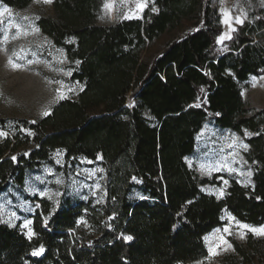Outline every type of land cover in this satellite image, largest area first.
Segmentation results:
<instances>
[{"label":"trees","instance_id":"trees-1","mask_svg":"<svg viewBox=\"0 0 264 264\" xmlns=\"http://www.w3.org/2000/svg\"><path fill=\"white\" fill-rule=\"evenodd\" d=\"M216 1L153 0L140 18L99 25L104 0H52L53 15L36 25L82 89L35 121L0 119V193L62 150L66 161L100 157L105 197L54 212L34 198L32 237L0 224V264H195L208 258L204 236L223 212L264 224V105L241 93L264 74V7L248 0L220 50ZM0 2L24 9L32 0ZM209 120L244 140L251 171L250 186L232 179L220 200L185 162ZM232 245L222 264H264V239Z\"/></svg>","mask_w":264,"mask_h":264},{"label":"rangeland","instance_id":"rangeland-1","mask_svg":"<svg viewBox=\"0 0 264 264\" xmlns=\"http://www.w3.org/2000/svg\"><path fill=\"white\" fill-rule=\"evenodd\" d=\"M247 1H216L222 25V34L217 38L220 50L225 49V42L246 20ZM258 2L264 7V0ZM105 3L112 4L110 11L104 7ZM138 4L143 7L138 8ZM148 7H153V0H104L97 23L110 25L120 19L140 18ZM47 15H53L52 0L50 3L32 0L24 9L9 8L0 2V119L35 121L47 114L55 103L74 98L82 89L70 80L71 70L64 51L54 47L36 25L39 17ZM241 89L245 99L264 105V74L250 76ZM245 145L241 137L217 127L211 120L203 125L196 136L194 153L185 158L199 178L213 180V184L200 186L203 193L220 200L232 179L245 187L251 185L248 175L251 171L243 157L247 150ZM105 184L100 157L94 161L84 158L66 161L64 152L56 150L50 162L27 173L21 187L9 186L0 193V224L17 226L30 238L32 216L39 208L34 198L49 201L51 212L66 203L89 201L98 205L104 201ZM221 222L204 236L208 258L195 264H222L223 258L233 253L232 241L244 243L248 234L264 239V235L240 227L248 224L233 219L226 212L222 213ZM248 226L259 229L264 224Z\"/></svg>","mask_w":264,"mask_h":264},{"label":"snow or ice","instance_id":"snow-or-ice-1","mask_svg":"<svg viewBox=\"0 0 264 264\" xmlns=\"http://www.w3.org/2000/svg\"><path fill=\"white\" fill-rule=\"evenodd\" d=\"M45 2H46V3H50L51 0H45ZM104 7L110 11L111 8H112V4H110V3H105ZM137 7H138V8H142L143 5L138 4ZM4 10L10 12V10L7 9V8H5ZM153 11H155V9H153ZM225 22H227V21H225ZM237 22H238V23H242V21H239V20H238ZM220 39L223 40V37H221ZM201 90L203 91V89H201ZM0 135H4V133H0ZM246 135H250V133H246ZM244 147L246 148L247 145H245ZM248 175L251 176V172H249ZM133 179L135 180L136 178L133 177ZM225 183H227V181H225ZM233 219H234V218H233ZM237 223H239V222H237ZM240 227H242V228H247L249 231H252V232H254V233L258 234V235H264V227H261V228H259V229H257V228H251V227L248 226V225H240ZM225 231H227V229H225ZM124 239L130 241V240H132V237H131V236H126V237H124ZM225 243H226V242H225ZM228 246L230 247V245H228ZM40 251H43V249H41ZM209 251L212 252V249H210ZM38 254H39V252H34V253H33V255H38Z\"/></svg>","mask_w":264,"mask_h":264}]
</instances>
